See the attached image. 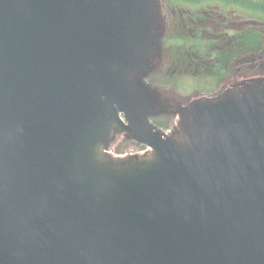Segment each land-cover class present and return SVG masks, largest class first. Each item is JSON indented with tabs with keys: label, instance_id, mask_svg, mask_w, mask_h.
Here are the masks:
<instances>
[{
	"label": "water",
	"instance_id": "1",
	"mask_svg": "<svg viewBox=\"0 0 264 264\" xmlns=\"http://www.w3.org/2000/svg\"><path fill=\"white\" fill-rule=\"evenodd\" d=\"M158 24V0H0V264H264V80L155 131ZM117 132L153 151L114 158Z\"/></svg>",
	"mask_w": 264,
	"mask_h": 264
},
{
	"label": "flooded vegetation",
	"instance_id": "2",
	"mask_svg": "<svg viewBox=\"0 0 264 264\" xmlns=\"http://www.w3.org/2000/svg\"><path fill=\"white\" fill-rule=\"evenodd\" d=\"M161 14L164 60L151 83L163 91L168 112L264 74V3L166 0Z\"/></svg>",
	"mask_w": 264,
	"mask_h": 264
},
{
	"label": "rangeland",
	"instance_id": "3",
	"mask_svg": "<svg viewBox=\"0 0 264 264\" xmlns=\"http://www.w3.org/2000/svg\"><path fill=\"white\" fill-rule=\"evenodd\" d=\"M176 1V0H173ZM178 1H193V0H178ZM153 93L156 96L163 95L162 90H153ZM152 122L157 126L160 130H167L164 127H160V125L157 124L155 120H152ZM175 124V119H173L172 125ZM171 125V127H172ZM146 150V147L143 145H140L136 142L127 140L124 136H120L117 140V142L112 146V153L115 155H125V154H131V153H142ZM127 151V153L125 152Z\"/></svg>",
	"mask_w": 264,
	"mask_h": 264
}]
</instances>
